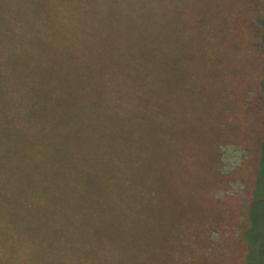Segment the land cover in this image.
Masks as SVG:
<instances>
[{
	"label": "trees",
	"instance_id": "16d2710c",
	"mask_svg": "<svg viewBox=\"0 0 264 264\" xmlns=\"http://www.w3.org/2000/svg\"><path fill=\"white\" fill-rule=\"evenodd\" d=\"M253 1L0 0V264L207 257V54L233 84Z\"/></svg>",
	"mask_w": 264,
	"mask_h": 264
},
{
	"label": "rangeland",
	"instance_id": "374dc122",
	"mask_svg": "<svg viewBox=\"0 0 264 264\" xmlns=\"http://www.w3.org/2000/svg\"><path fill=\"white\" fill-rule=\"evenodd\" d=\"M260 17H264V0H254L250 8L239 11L235 23L247 30L251 52L246 54L247 42L232 46L239 63L231 73L233 84L227 86L226 80H220L217 86L211 81L225 69L211 66L207 54V143L226 126L223 110L214 100L218 104L234 101L238 124L234 130L228 126V135L214 137L207 151V257L197 260L202 252L193 246L195 262L175 259V253L171 264H264V185L256 181L264 140V51L256 22ZM209 29L207 25V42L216 44L218 39L208 37ZM219 40L223 42V37ZM261 171L264 174V168ZM152 260L148 257L149 264ZM168 260L165 253L160 262L168 264Z\"/></svg>",
	"mask_w": 264,
	"mask_h": 264
}]
</instances>
